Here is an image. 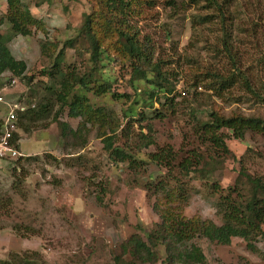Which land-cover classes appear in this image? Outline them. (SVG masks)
Segmentation results:
<instances>
[{
    "label": "rangeland",
    "instance_id": "374dc122",
    "mask_svg": "<svg viewBox=\"0 0 264 264\" xmlns=\"http://www.w3.org/2000/svg\"><path fill=\"white\" fill-rule=\"evenodd\" d=\"M21 1L36 23L29 26L26 35H13L8 48L15 59L25 62L24 75H32V83L16 78L6 87L4 99L35 105L48 80L39 71L49 66L60 42L74 34L82 15L91 12L94 0ZM175 1L174 6L165 0L140 1L138 13L128 12L124 17L138 41L151 51L152 61L159 63L173 84L169 95H174L175 111L162 120H148L153 129L150 137L159 145L170 146L177 158L190 151L205 160L214 157L205 177L197 179L191 173L184 177L188 179L186 200L175 203L179 209L174 211L184 219L199 217L218 225L223 222L219 195L236 187L238 193L231 195L240 200L241 194H250L255 188L257 179L264 183V130L247 132L242 139L223 130L228 134L225 145L229 152L215 155L213 147L195 140L189 128L190 114L205 120L206 112L213 110L223 115L239 113L264 119V0H217L216 6L203 0ZM218 6L224 11L223 19L218 17ZM6 8L5 0H0V33L8 29ZM222 29L230 32L236 67L258 97L247 91L238 78L219 94L210 88L215 84H211L212 75L205 73L226 75L233 70L218 40ZM81 53L75 49L66 52L67 62L79 71L91 66ZM101 74L111 79L109 93H128L139 100L148 89L142 75H131L125 64L114 70L110 66L98 68L93 76L98 79ZM4 78L7 73L0 75V83ZM81 93L75 90V94ZM84 95L89 105L102 107L107 119L119 125L114 145L125 147L135 160L115 164L108 159L96 136V126H87L82 147L72 146L78 138L59 142L58 126L51 121L57 108L54 103L45 119L27 131L17 129L16 146L22 158L0 160V198L9 200L0 212V263L19 254L33 259L29 264H112V256L118 253L123 239L139 229L147 231L159 221L152 210L158 194L146 184L161 178L163 172L150 161L139 162L153 150L141 144L140 133H146L142 126L146 121L137 120L138 115L123 116L133 105L131 97L97 96L92 90L84 91ZM159 102L152 100L151 107L143 108L144 113L151 114L152 107L161 110ZM141 105H136V110ZM4 107L0 103L2 121ZM57 120L72 128L78 122L65 111ZM122 128L126 129L121 131ZM26 156L33 159L27 160ZM248 241L251 246L241 237H232L225 245L202 237L191 240L201 248L207 264H264V238L255 234ZM159 261L155 264H161Z\"/></svg>",
    "mask_w": 264,
    "mask_h": 264
},
{
    "label": "trees",
    "instance_id": "16d2710c",
    "mask_svg": "<svg viewBox=\"0 0 264 264\" xmlns=\"http://www.w3.org/2000/svg\"><path fill=\"white\" fill-rule=\"evenodd\" d=\"M146 0H94L91 12L84 13L80 24L74 34L60 42V46L52 57L49 66L39 71V75L47 77V83L42 87L44 93L39 96L36 104L26 103L27 108L17 115L16 126L18 130H29L37 124L39 120L45 119L53 109L52 104H57V108L51 114V121L58 126V140L66 141L68 138L79 141L72 142V146L82 147L85 144L83 132L87 133L89 127L96 126V136L102 142V148L107 152L108 159L113 163H132L135 159L132 154L125 151V147L115 144L118 124L107 119L108 116L102 107H93L88 104L84 91L92 90L94 95L109 94L115 98L129 99L130 94H116L110 92L109 77L101 74L98 79L93 74L98 68L111 67L112 70L120 64L128 66L132 74L140 73L147 82L148 89L142 92L143 98H132L133 105L124 112L123 116L131 118L138 115L137 120L146 121L142 126L146 129L145 134H141L144 147L152 146L153 150L147 153L143 161H150L162 170V177L152 185L153 192L158 194L152 204V210L158 216V222L153 228L145 231L132 232L123 239L118 246V253L112 256V264H155L158 260L161 264H207L205 256L199 246L191 242L193 238L202 237L209 242L225 245L232 237H241L248 242L255 234L264 238V183L257 179V184L250 194H241L238 200L231 193H238L236 187L229 188L225 194L219 195L222 202L221 224H215L207 219L192 218L184 219L177 202H185V185L188 179H184L187 174H193L197 179L206 176L207 166L214 157L209 160L203 159L201 154L190 151L189 155L177 158L175 151L170 146L159 145L150 137L153 130L149 121L153 118L163 119L164 116L174 113V95L169 94L173 90V84L169 81L165 73L160 69L157 61H152V53L147 47L140 43L135 32L130 28L125 15L128 12L138 13V4ZM167 5L174 6L175 0H165ZM207 5L216 6L217 0H203ZM6 12L4 20L8 29L0 33V75L8 72L11 76L26 80L32 83V75L25 76L26 64L23 60L15 59L8 48L10 38L15 34L26 35L29 33V26L36 23L21 0H5ZM182 2V1H181ZM218 17L223 19L224 11L217 7ZM194 22V21H192ZM219 36L221 49L228 57L232 65V71L226 75L214 72L205 74L212 75L210 86L214 93L226 91L236 79H240L245 89L258 97L259 94L248 84L247 78L236 67L235 55L231 53L230 32L222 29ZM52 51L54 45L52 44ZM68 49L80 50L79 55H85L86 60L91 64L87 69L79 71L73 63L66 60ZM213 73V74H212ZM39 79H37L38 81ZM75 90H81V94H75ZM162 99V102L159 100ZM152 100H157L162 109L151 108V114H145L143 108L152 106ZM142 104L136 110L135 106ZM164 107V108H163ZM65 111L69 117L78 118L76 127L72 128L67 122L57 120V117ZM4 112V110H3ZM2 113V112H1ZM192 135L201 145L214 148V151L228 153L225 139L230 132L231 137L242 139L247 132L262 133L264 130V119L256 116H244L239 113L228 115L209 110L206 112L207 118L201 120L195 113H191ZM149 120V121H148ZM131 121V120H129ZM2 119L0 118V134ZM126 128H122L123 131ZM17 132L12 133L11 142L17 148ZM69 153V152H66ZM50 156V155H49ZM17 156L15 161L21 159ZM25 159H33L26 156ZM5 160V159H1ZM246 174L239 173V176ZM189 178V177H188ZM217 189V186H212ZM241 190V189H240ZM251 196V198H250ZM9 200L0 198V212ZM5 209V208H4ZM162 252V257L159 252ZM35 251L32 255L35 256ZM160 257V259H159ZM33 259L28 256L13 254L11 259H6L0 264H29Z\"/></svg>",
    "mask_w": 264,
    "mask_h": 264
},
{
    "label": "built area",
    "instance_id": "2783aa9c",
    "mask_svg": "<svg viewBox=\"0 0 264 264\" xmlns=\"http://www.w3.org/2000/svg\"><path fill=\"white\" fill-rule=\"evenodd\" d=\"M7 73V78L0 83V103L4 104V119L2 121V128L0 134V160L9 159L17 156H23L19 153L17 148H15L11 142L12 133L16 132V119L17 115L27 108L26 103H21L20 101L7 102L4 99L6 87L12 85L16 81V77L11 76ZM2 73V74H4ZM1 74V75H2Z\"/></svg>",
    "mask_w": 264,
    "mask_h": 264
}]
</instances>
